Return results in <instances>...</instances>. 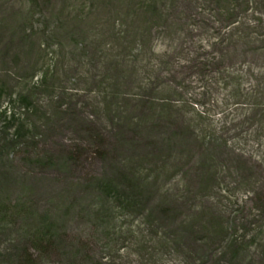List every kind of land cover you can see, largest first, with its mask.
I'll list each match as a JSON object with an SVG mask.
<instances>
[{
  "label": "rangeland",
  "instance_id": "rangeland-1",
  "mask_svg": "<svg viewBox=\"0 0 264 264\" xmlns=\"http://www.w3.org/2000/svg\"><path fill=\"white\" fill-rule=\"evenodd\" d=\"M0 264H264V0H0Z\"/></svg>",
  "mask_w": 264,
  "mask_h": 264
}]
</instances>
